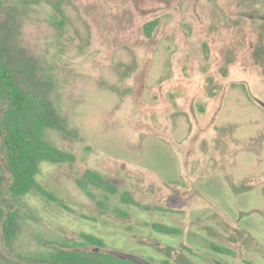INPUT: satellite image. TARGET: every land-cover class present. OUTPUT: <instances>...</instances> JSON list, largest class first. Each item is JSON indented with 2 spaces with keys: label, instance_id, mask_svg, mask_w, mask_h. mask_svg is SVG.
I'll use <instances>...</instances> for the list:
<instances>
[{
  "label": "rangeland",
  "instance_id": "rangeland-1",
  "mask_svg": "<svg viewBox=\"0 0 264 264\" xmlns=\"http://www.w3.org/2000/svg\"><path fill=\"white\" fill-rule=\"evenodd\" d=\"M257 11L264 0H0V61L42 99L39 116H1L0 264H112L102 257L111 248L179 264L177 247L149 254L138 242L150 236L154 204L189 189L162 186L168 176L205 180L204 226L229 236L208 241V257L264 264ZM19 125L30 144L16 160L28 165L12 176L2 137ZM215 184L248 207L215 202Z\"/></svg>",
  "mask_w": 264,
  "mask_h": 264
},
{
  "label": "flooded vegetation",
  "instance_id": "flooded-vegetation-1",
  "mask_svg": "<svg viewBox=\"0 0 264 264\" xmlns=\"http://www.w3.org/2000/svg\"><path fill=\"white\" fill-rule=\"evenodd\" d=\"M249 17L251 19L258 18L264 21V11H257L249 15ZM252 100L256 105H258L261 109L264 110V102L258 99H255V97H252ZM3 113L4 112L0 114V120H1V116ZM1 129L2 128L0 127V137H1ZM6 137L7 135L2 137L3 146H4V141L6 140ZM3 149L6 150L5 147ZM18 150H22V148ZM254 153L257 158L262 157V150H256ZM16 156L17 154L15 155V160H16ZM16 161L19 162V160H16ZM26 165H28V160H27ZM7 166L10 172H12V176H13L14 173L17 171H15L13 167L10 165L9 159H8ZM25 168L26 166L24 167V169ZM175 169H176L175 164L173 163L172 168L168 169L170 171L168 175L172 173L173 174L178 173ZM262 173L264 174V171ZM2 180H3V177L0 176V182H2ZM191 181H194V182H191ZM191 181L190 180L181 181L180 179H173V178H170L169 176L165 181H160L162 186H167L168 188L172 186H179V187L183 186V187H189V189H185L184 192H181V190H179L178 188L174 190L170 189L169 190L170 192L166 196L164 206L160 207L159 204H154V206L152 207V216H153L152 230L150 231V233L148 232L150 236H145L146 237L144 238L145 240L144 239L142 241L139 240L138 242H140L141 244L148 243V245L151 246L150 248H153V249H149L146 251L149 254H155L156 251L160 252L161 249L158 246L161 243H169L172 245V247H177L179 249L178 252L183 251V253H185V254H182L183 258L181 257L178 260L173 259V261H177L179 264H193L191 263L192 259L189 256H187V254L191 256L198 255L200 257L199 261L201 260L207 261L210 264H225L222 258H219L217 256L208 257V253H206L205 245L207 244L208 241L209 242H215V241H221V242L227 241L228 242L229 236H224L223 233L216 232L215 230L217 229L213 230L214 228L212 226H208L207 228H206V225L204 226V224L207 223V221H205V219H207L205 216L206 206H203L204 196L202 194L203 191L207 190L206 185H205V180L198 179V180H191ZM214 186L216 190L219 191L217 193H220L217 195L219 196V198L214 197L217 200L215 202L222 203V205L223 204H226L228 206L231 205V207L237 208L236 210L248 207V206L244 207L246 205L244 203V199L240 198L239 195L235 196L234 194L230 193L228 190H224V188L219 187V185L217 184H215ZM112 187L113 186H111L110 188ZM244 187L248 189L253 188L249 183L245 184ZM110 190L111 189H109V191ZM246 198L248 199L249 196H247ZM137 211L140 212V210H137ZM143 213H144L143 214L144 217H140V220L144 219L143 222L145 221L148 222L149 218H147L148 216H146L145 214L146 212H143ZM180 217L184 219L192 218V219H195V221L191 222L190 226L185 231H183V229H181L180 231L178 229V226L174 224L175 223L174 221ZM251 221H252L251 223H253L254 218L253 220L251 219ZM212 225L214 226L216 224L212 223ZM228 227L230 226H228L227 224V226L224 228L227 229ZM236 231H239V230L237 229ZM149 239L150 241H153V243H150ZM214 245L210 244L211 247H213ZM230 249L231 248H228V250H222V251H225L228 254H231L232 250ZM162 251L165 252L166 257L170 256L169 249L166 248ZM200 251L202 252L199 253ZM217 252H220V249ZM120 254H124L125 256H121ZM102 255H103L102 257L104 258V260H108L112 264H139L132 257L141 258L143 260L148 261L151 264H159L156 258H154L153 256L149 257L148 254H146L145 252H142V255H141V254L132 253V252L119 251V250H115L111 248V249H108L106 252H103ZM127 256H130L131 258ZM160 258H162V256H160ZM166 260L169 261V259L167 258ZM202 261L198 264H202L203 263ZM163 264H166V263L164 262Z\"/></svg>",
  "mask_w": 264,
  "mask_h": 264
},
{
  "label": "trees",
  "instance_id": "trees-1",
  "mask_svg": "<svg viewBox=\"0 0 264 264\" xmlns=\"http://www.w3.org/2000/svg\"><path fill=\"white\" fill-rule=\"evenodd\" d=\"M0 96L3 99L5 107L4 113L14 110L20 113H28L31 116H39L42 112L38 110V104H42V99L39 96L33 95L27 90H23L19 86V80L16 74L13 73L12 68H8L0 61ZM37 105V106H36ZM44 105V103H43ZM30 144V141L25 138L21 125L12 130L4 141L7 158L10 160V165L15 171L23 170L27 164V160H15V155L23 150V144ZM7 186L9 187L10 184ZM10 212H6L8 214Z\"/></svg>",
  "mask_w": 264,
  "mask_h": 264
},
{
  "label": "water",
  "instance_id": "water-1",
  "mask_svg": "<svg viewBox=\"0 0 264 264\" xmlns=\"http://www.w3.org/2000/svg\"><path fill=\"white\" fill-rule=\"evenodd\" d=\"M121 256H125L124 254H120ZM129 258H131L130 256H127ZM133 259H135L136 262H138L139 264H151L149 263L148 261L146 260H143L141 258H135V257H132Z\"/></svg>",
  "mask_w": 264,
  "mask_h": 264
}]
</instances>
